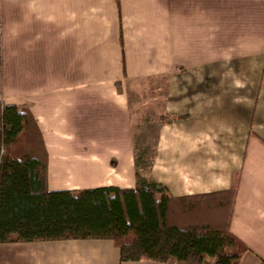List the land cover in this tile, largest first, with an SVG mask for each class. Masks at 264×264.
<instances>
[{"label": "crops", "instance_id": "1", "mask_svg": "<svg viewBox=\"0 0 264 264\" xmlns=\"http://www.w3.org/2000/svg\"><path fill=\"white\" fill-rule=\"evenodd\" d=\"M163 75L181 120L160 128L150 180L183 228L229 227L239 264H263L264 0H0V101L37 120L51 191L135 187L129 88ZM0 264L162 263L81 240L0 245Z\"/></svg>", "mask_w": 264, "mask_h": 264}, {"label": "trees", "instance_id": "2", "mask_svg": "<svg viewBox=\"0 0 264 264\" xmlns=\"http://www.w3.org/2000/svg\"><path fill=\"white\" fill-rule=\"evenodd\" d=\"M179 120L167 114L157 119ZM146 139L134 143V188L51 191L49 155L37 120L28 109L0 101V245L109 240L123 263L239 264L246 248L229 227L181 226L176 199L150 180L159 141L152 143L150 157ZM238 185L236 178L228 193L234 202Z\"/></svg>", "mask_w": 264, "mask_h": 264}, {"label": "rangeland", "instance_id": "3", "mask_svg": "<svg viewBox=\"0 0 264 264\" xmlns=\"http://www.w3.org/2000/svg\"><path fill=\"white\" fill-rule=\"evenodd\" d=\"M169 82L170 75H163L161 77H153L152 79L140 81L138 85L133 84L129 88V90H131L132 104L137 109L136 122L143 126L140 131L141 133L135 132L133 135L134 143L137 139H141L145 135L147 137L145 146L151 150L150 157L153 156L152 143L156 142V139H158V141L160 140V128L168 125L159 124L157 119L159 115L166 114L165 104L168 98ZM170 117L178 118L174 116ZM158 146H156V153H158Z\"/></svg>", "mask_w": 264, "mask_h": 264}]
</instances>
